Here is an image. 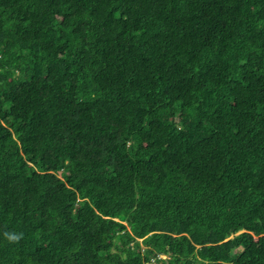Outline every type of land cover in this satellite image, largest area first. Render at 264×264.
Segmentation results:
<instances>
[{
	"label": "trees",
	"instance_id": "16d2710c",
	"mask_svg": "<svg viewBox=\"0 0 264 264\" xmlns=\"http://www.w3.org/2000/svg\"><path fill=\"white\" fill-rule=\"evenodd\" d=\"M0 264H264V0H0Z\"/></svg>",
	"mask_w": 264,
	"mask_h": 264
},
{
	"label": "clouds",
	"instance_id": "9594fccd",
	"mask_svg": "<svg viewBox=\"0 0 264 264\" xmlns=\"http://www.w3.org/2000/svg\"><path fill=\"white\" fill-rule=\"evenodd\" d=\"M4 236L9 242L16 243L22 239L23 234L15 232H5Z\"/></svg>",
	"mask_w": 264,
	"mask_h": 264
},
{
	"label": "built area",
	"instance_id": "2783aa9c",
	"mask_svg": "<svg viewBox=\"0 0 264 264\" xmlns=\"http://www.w3.org/2000/svg\"><path fill=\"white\" fill-rule=\"evenodd\" d=\"M161 257L163 258V257H165V256H164V255H159V258H161Z\"/></svg>",
	"mask_w": 264,
	"mask_h": 264
},
{
	"label": "rangeland",
	"instance_id": "374dc122",
	"mask_svg": "<svg viewBox=\"0 0 264 264\" xmlns=\"http://www.w3.org/2000/svg\"><path fill=\"white\" fill-rule=\"evenodd\" d=\"M163 258H165V257H163Z\"/></svg>",
	"mask_w": 264,
	"mask_h": 264
}]
</instances>
